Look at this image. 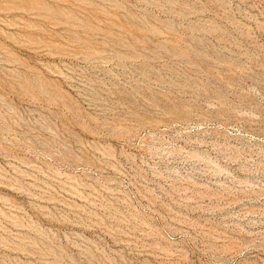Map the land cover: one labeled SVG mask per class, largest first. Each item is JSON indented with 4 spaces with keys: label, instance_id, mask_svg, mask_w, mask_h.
Returning a JSON list of instances; mask_svg holds the SVG:
<instances>
[{
    "label": "rangeland",
    "instance_id": "374dc122",
    "mask_svg": "<svg viewBox=\"0 0 264 264\" xmlns=\"http://www.w3.org/2000/svg\"><path fill=\"white\" fill-rule=\"evenodd\" d=\"M0 264H264V0H0Z\"/></svg>",
    "mask_w": 264,
    "mask_h": 264
}]
</instances>
